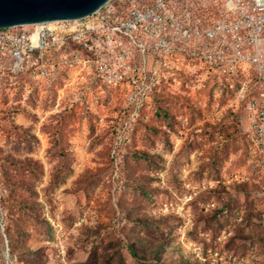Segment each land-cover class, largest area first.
Here are the masks:
<instances>
[{"label": "rangeland", "instance_id": "obj_1", "mask_svg": "<svg viewBox=\"0 0 264 264\" xmlns=\"http://www.w3.org/2000/svg\"><path fill=\"white\" fill-rule=\"evenodd\" d=\"M242 83V95L239 79L205 89L201 106L156 95L136 113L93 85L58 98L61 80L0 73V163L43 169L31 214L0 205V264H24L10 260L5 228L45 264H264V220L245 217L251 202L264 216V82L250 70ZM245 182L259 192L247 198Z\"/></svg>", "mask_w": 264, "mask_h": 264}, {"label": "built area", "instance_id": "obj_2", "mask_svg": "<svg viewBox=\"0 0 264 264\" xmlns=\"http://www.w3.org/2000/svg\"><path fill=\"white\" fill-rule=\"evenodd\" d=\"M250 70L264 82V0H109L80 19L0 29V73L61 80L58 98L93 85L136 113L161 94L201 106L205 89L234 79L242 95Z\"/></svg>", "mask_w": 264, "mask_h": 264}, {"label": "trees", "instance_id": "obj_3", "mask_svg": "<svg viewBox=\"0 0 264 264\" xmlns=\"http://www.w3.org/2000/svg\"><path fill=\"white\" fill-rule=\"evenodd\" d=\"M168 97V95H157L156 98ZM2 162L0 163V184L3 183L4 190L6 194H1L0 196V205L2 209L7 211H16L20 216H26L31 214L30 212L34 211V207L39 205L38 201V191L36 190V184L40 177L43 175V169L36 160L23 159L19 160L14 158L11 155L5 156ZM29 172L27 176L19 177L13 172ZM239 187L237 190L239 192L247 195V198H250L252 193L259 192V186L252 182L240 183L237 185ZM236 199L231 197L224 204L223 209L231 210L235 207ZM29 209V212H28ZM222 210V209H221ZM9 215H7L8 218ZM32 216V215H31ZM245 217L248 219H259L264 220V216L261 212H256L252 208V202L248 210L246 211ZM14 222V221H13ZM45 224V223H44ZM46 228L48 232L46 238L48 240L53 239L52 228L49 223H46ZM18 235L22 238H27L28 233L21 229H16ZM4 233L8 240V253L10 260H12L17 254V259L23 261L24 264H45L43 257L38 256L40 251L38 249H33L32 247H24L23 244L16 241L13 233H11L7 228L4 229ZM159 247V246H158ZM157 247V248H158ZM161 248V247H159ZM129 251L134 259L139 261L138 254L129 247Z\"/></svg>", "mask_w": 264, "mask_h": 264}, {"label": "water", "instance_id": "obj_4", "mask_svg": "<svg viewBox=\"0 0 264 264\" xmlns=\"http://www.w3.org/2000/svg\"><path fill=\"white\" fill-rule=\"evenodd\" d=\"M109 0H0V29L86 17Z\"/></svg>", "mask_w": 264, "mask_h": 264}]
</instances>
